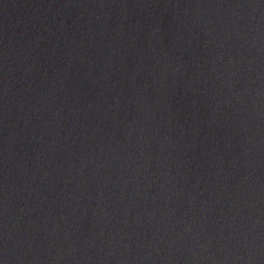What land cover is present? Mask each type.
<instances>
[{
	"label": "water",
	"instance_id": "water-1",
	"mask_svg": "<svg viewBox=\"0 0 264 264\" xmlns=\"http://www.w3.org/2000/svg\"><path fill=\"white\" fill-rule=\"evenodd\" d=\"M0 264H264V0H0Z\"/></svg>",
	"mask_w": 264,
	"mask_h": 264
}]
</instances>
